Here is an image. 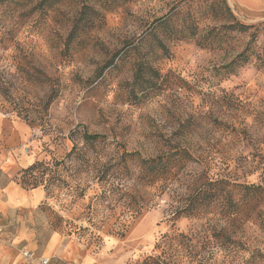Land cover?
Returning a JSON list of instances; mask_svg holds the SVG:
<instances>
[{
    "label": "rangeland",
    "instance_id": "1",
    "mask_svg": "<svg viewBox=\"0 0 264 264\" xmlns=\"http://www.w3.org/2000/svg\"><path fill=\"white\" fill-rule=\"evenodd\" d=\"M105 1L0 5V264H264V0ZM176 147L152 186L124 155Z\"/></svg>",
    "mask_w": 264,
    "mask_h": 264
},
{
    "label": "trees",
    "instance_id": "2",
    "mask_svg": "<svg viewBox=\"0 0 264 264\" xmlns=\"http://www.w3.org/2000/svg\"><path fill=\"white\" fill-rule=\"evenodd\" d=\"M51 0H0V5H17L23 8H26L28 6H36L37 9H42L43 6H46L47 8H52L57 3L58 0H53V3L49 2ZM116 0H107L105 1L104 7L107 10H112L114 7L112 6H118L116 5ZM108 6V7H107ZM89 7V6H88ZM86 5L82 7L88 8ZM80 9L77 12L76 20L73 23V26L71 27L69 33H68V41L73 40L74 38H77L78 34H86L89 31H91L94 28L95 20L92 18V14L89 11H92L90 8L88 12L82 11ZM228 10V8H227ZM227 28H230L232 30H236L239 33H244L249 28H252V26H245L244 24H240L235 21V23H232L228 25ZM75 34V35H74ZM180 38H186L187 36L184 35V32H179ZM194 34L190 35V38L193 37ZM129 53L128 50L123 51V56H126V54ZM245 61L246 58L244 59ZM243 61V63H245ZM111 63L106 64L105 68L110 67ZM83 139L87 142H95V141H103L104 138L99 135H87L85 132L83 133ZM124 155L129 157L131 160H135L137 164L139 165V169L144 173L143 176L140 178L142 182H145L146 185L152 186L153 184H156L158 181L167 182L171 180V177L174 175V168L180 166L182 163L189 161L191 159L190 152L187 148H170L169 151L166 153H161L158 155H155V157L145 158L141 156L140 154L136 152H124ZM47 169L42 163H34L32 164L28 169L24 170V173L29 175L32 179V188H36L39 184L42 183L44 180V177L46 176ZM45 182V181H44ZM241 190V199L244 201V203H249L252 200H263L264 198V186L261 185H255V184H244L238 186ZM198 199H196L200 204L207 203L208 196L205 190L202 189L197 195ZM228 203H231V194H227ZM201 202H200V201ZM194 206H188L187 209H183L180 212L187 215H192L194 211ZM186 215V216H187ZM254 255L251 256V258L248 260L249 263H251V260ZM258 256L261 259H264V253L258 254Z\"/></svg>",
    "mask_w": 264,
    "mask_h": 264
},
{
    "label": "built area",
    "instance_id": "3",
    "mask_svg": "<svg viewBox=\"0 0 264 264\" xmlns=\"http://www.w3.org/2000/svg\"><path fill=\"white\" fill-rule=\"evenodd\" d=\"M3 230H4V225L0 224V234L3 232ZM21 253L23 258H25L26 260L33 258V254L30 253V251L25 248H22ZM38 264H49V260L41 258L38 260Z\"/></svg>",
    "mask_w": 264,
    "mask_h": 264
},
{
    "label": "crops",
    "instance_id": "4",
    "mask_svg": "<svg viewBox=\"0 0 264 264\" xmlns=\"http://www.w3.org/2000/svg\"><path fill=\"white\" fill-rule=\"evenodd\" d=\"M34 191V202H38L39 199L42 197V194H41V191L40 190H37V189H33ZM2 203V200L0 201V205ZM1 224V223H0ZM3 224V223H2ZM1 224V225H2ZM43 258V257H42Z\"/></svg>",
    "mask_w": 264,
    "mask_h": 264
}]
</instances>
